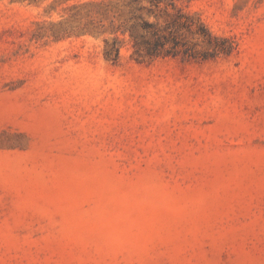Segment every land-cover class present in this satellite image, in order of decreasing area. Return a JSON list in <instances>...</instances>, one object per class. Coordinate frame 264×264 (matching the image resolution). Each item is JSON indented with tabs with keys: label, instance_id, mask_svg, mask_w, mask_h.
I'll use <instances>...</instances> for the list:
<instances>
[{
	"label": "rangeland",
	"instance_id": "1",
	"mask_svg": "<svg viewBox=\"0 0 264 264\" xmlns=\"http://www.w3.org/2000/svg\"><path fill=\"white\" fill-rule=\"evenodd\" d=\"M0 264H264V0H0Z\"/></svg>",
	"mask_w": 264,
	"mask_h": 264
},
{
	"label": "trees",
	"instance_id": "2",
	"mask_svg": "<svg viewBox=\"0 0 264 264\" xmlns=\"http://www.w3.org/2000/svg\"><path fill=\"white\" fill-rule=\"evenodd\" d=\"M179 17H182V15H179ZM179 21L175 20L174 24H178ZM196 24V30L194 32L195 35L198 36V38H202V41L206 43L208 46L212 48V51H207L208 53H203L201 56H203V59H206L209 55V53H217V52H223L224 50H227L224 47H219V45L213 44V39H216L206 28V26L202 23H192L190 26H193ZM150 28H154L152 32L151 38H147L146 36H137L135 33H131V40L133 42V47L135 49L134 54L138 58L144 59L146 56L148 57H156L162 54L169 55L172 54L173 56H177L180 54V50L178 49L180 46V41H178V34L177 36L175 33L169 31L168 33H165L166 30H161L155 27H152L148 25ZM168 44H171V47H166ZM197 45V44H195ZM119 47H116V55L113 58L114 61H117L119 59ZM183 53L192 58H198L200 56V52H197L195 50L193 53H189V51L184 49ZM212 56V55H211ZM108 58H110L109 55H107Z\"/></svg>",
	"mask_w": 264,
	"mask_h": 264
}]
</instances>
